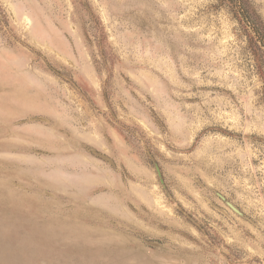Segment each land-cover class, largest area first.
<instances>
[{
    "label": "rangeland",
    "instance_id": "1",
    "mask_svg": "<svg viewBox=\"0 0 264 264\" xmlns=\"http://www.w3.org/2000/svg\"><path fill=\"white\" fill-rule=\"evenodd\" d=\"M250 34L227 0H0V264H264Z\"/></svg>",
    "mask_w": 264,
    "mask_h": 264
},
{
    "label": "trees",
    "instance_id": "2",
    "mask_svg": "<svg viewBox=\"0 0 264 264\" xmlns=\"http://www.w3.org/2000/svg\"><path fill=\"white\" fill-rule=\"evenodd\" d=\"M237 8L240 19L249 27L250 38L257 59V69L264 81V21L247 6V0H227Z\"/></svg>",
    "mask_w": 264,
    "mask_h": 264
},
{
    "label": "water",
    "instance_id": "3",
    "mask_svg": "<svg viewBox=\"0 0 264 264\" xmlns=\"http://www.w3.org/2000/svg\"><path fill=\"white\" fill-rule=\"evenodd\" d=\"M154 165H155V167H156V169H157V172H158V174H159V177H160V180L162 181V177H161V175H160V171H159V168H158V166H157V164L154 162ZM217 193V195L222 199V201L232 210V211H234L235 213H237L238 215H240V216H243V213H242V211L239 209V208H237L232 202H230L225 196H223L221 193H219V192H216Z\"/></svg>",
    "mask_w": 264,
    "mask_h": 264
}]
</instances>
